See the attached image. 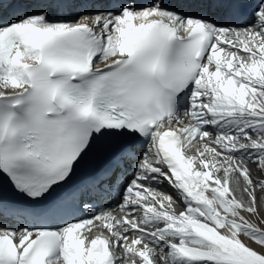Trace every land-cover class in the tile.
Listing matches in <instances>:
<instances>
[{
	"label": "snow or ice",
	"instance_id": "obj_1",
	"mask_svg": "<svg viewBox=\"0 0 264 264\" xmlns=\"http://www.w3.org/2000/svg\"><path fill=\"white\" fill-rule=\"evenodd\" d=\"M0 264H264V0H0Z\"/></svg>",
	"mask_w": 264,
	"mask_h": 264
},
{
	"label": "bare ground",
	"instance_id": "obj_2",
	"mask_svg": "<svg viewBox=\"0 0 264 264\" xmlns=\"http://www.w3.org/2000/svg\"><path fill=\"white\" fill-rule=\"evenodd\" d=\"M250 167H252L251 165H250ZM254 175H256L255 173H253ZM258 175H259V173H258ZM163 187H165L164 185H163ZM170 191V190H169ZM170 193H171V195L174 197V198H176L177 197V193H176V191H170ZM177 205H175V207H176ZM178 208H179V210H183V204L182 203H180L179 204V206H178Z\"/></svg>",
	"mask_w": 264,
	"mask_h": 264
},
{
	"label": "rangeland",
	"instance_id": "obj_3",
	"mask_svg": "<svg viewBox=\"0 0 264 264\" xmlns=\"http://www.w3.org/2000/svg\"><path fill=\"white\" fill-rule=\"evenodd\" d=\"M254 173H255L256 175H258V173H257V172H255V171H254ZM177 207H178V206H176V208H177Z\"/></svg>",
	"mask_w": 264,
	"mask_h": 264
}]
</instances>
